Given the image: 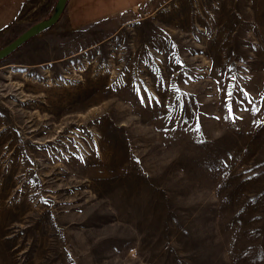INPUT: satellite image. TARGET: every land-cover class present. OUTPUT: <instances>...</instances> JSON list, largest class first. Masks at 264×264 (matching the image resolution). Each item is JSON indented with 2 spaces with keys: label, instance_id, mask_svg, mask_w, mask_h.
I'll list each match as a JSON object with an SVG mask.
<instances>
[{
  "label": "rangeland",
  "instance_id": "374dc122",
  "mask_svg": "<svg viewBox=\"0 0 264 264\" xmlns=\"http://www.w3.org/2000/svg\"><path fill=\"white\" fill-rule=\"evenodd\" d=\"M63 19L0 62V264H264V0Z\"/></svg>",
  "mask_w": 264,
  "mask_h": 264
},
{
  "label": "crops",
  "instance_id": "0c3cea01",
  "mask_svg": "<svg viewBox=\"0 0 264 264\" xmlns=\"http://www.w3.org/2000/svg\"><path fill=\"white\" fill-rule=\"evenodd\" d=\"M0 30L19 23L24 11V3L30 0H1ZM55 0H48L50 3ZM153 0H67L63 19L67 29L75 31L90 24L105 22L122 13L148 4ZM56 3V2H54ZM48 5V4H47ZM46 5V6H47ZM54 6V4L52 5Z\"/></svg>",
  "mask_w": 264,
  "mask_h": 264
},
{
  "label": "water",
  "instance_id": "95a60500",
  "mask_svg": "<svg viewBox=\"0 0 264 264\" xmlns=\"http://www.w3.org/2000/svg\"><path fill=\"white\" fill-rule=\"evenodd\" d=\"M66 3L67 0H57L46 18L32 24L25 31L17 35L15 39L5 44V46L0 49V62H2L3 59L8 57L10 54L15 52L19 47L24 45V43L31 40L33 37L45 32L48 28L56 24L62 16Z\"/></svg>",
  "mask_w": 264,
  "mask_h": 264
},
{
  "label": "snow or ice",
  "instance_id": "6c2138e0",
  "mask_svg": "<svg viewBox=\"0 0 264 264\" xmlns=\"http://www.w3.org/2000/svg\"><path fill=\"white\" fill-rule=\"evenodd\" d=\"M145 91H147V89H145ZM137 92H138V94H139V88H137ZM230 95V94H229ZM152 100V97L150 96L149 97V101H151ZM143 102V101H142ZM229 115H230V117H231V112L229 113Z\"/></svg>",
  "mask_w": 264,
  "mask_h": 264
}]
</instances>
